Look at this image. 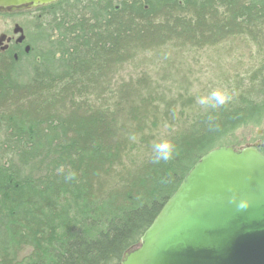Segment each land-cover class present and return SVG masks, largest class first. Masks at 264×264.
Masks as SVG:
<instances>
[{
    "label": "trees",
    "instance_id": "obj_1",
    "mask_svg": "<svg viewBox=\"0 0 264 264\" xmlns=\"http://www.w3.org/2000/svg\"><path fill=\"white\" fill-rule=\"evenodd\" d=\"M35 12L22 45L0 49V264H120L203 156L264 121V64L199 112L122 71L165 48L263 52L264 0H60L8 16ZM161 140L176 151L153 164Z\"/></svg>",
    "mask_w": 264,
    "mask_h": 264
},
{
    "label": "water",
    "instance_id": "obj_2",
    "mask_svg": "<svg viewBox=\"0 0 264 264\" xmlns=\"http://www.w3.org/2000/svg\"><path fill=\"white\" fill-rule=\"evenodd\" d=\"M58 1L0 0V13ZM234 193L252 201L246 212L229 203ZM121 264H264V154L225 146L203 156Z\"/></svg>",
    "mask_w": 264,
    "mask_h": 264
},
{
    "label": "rangeland",
    "instance_id": "obj_3",
    "mask_svg": "<svg viewBox=\"0 0 264 264\" xmlns=\"http://www.w3.org/2000/svg\"><path fill=\"white\" fill-rule=\"evenodd\" d=\"M5 14H0V42L3 46L8 43L9 37L21 36V33L15 34L14 30L21 24L28 27L37 12L13 17ZM263 64L264 50L259 52L244 39H233L215 48H165L143 55L126 65L121 78L128 81L149 74L167 98L192 96L195 99L194 110L199 112L210 106L199 104L198 98L216 89L232 93L240 85L244 86L249 74ZM236 138L240 148L264 140V121L261 128L243 127Z\"/></svg>",
    "mask_w": 264,
    "mask_h": 264
},
{
    "label": "clouds",
    "instance_id": "obj_4",
    "mask_svg": "<svg viewBox=\"0 0 264 264\" xmlns=\"http://www.w3.org/2000/svg\"><path fill=\"white\" fill-rule=\"evenodd\" d=\"M232 96L227 90L216 89L209 95L198 98L197 102L201 105L210 106L212 108L221 107L230 102ZM212 118L210 117V120ZM135 140V137H131ZM176 151V146L170 140H161L154 142L152 145V163L160 164L161 162H168L173 159ZM75 173L71 174L69 178H73ZM229 203L234 206V209L238 213L246 212L251 206L252 201L246 197H241L238 194H232L229 198Z\"/></svg>",
    "mask_w": 264,
    "mask_h": 264
},
{
    "label": "flooded vegetation",
    "instance_id": "obj_5",
    "mask_svg": "<svg viewBox=\"0 0 264 264\" xmlns=\"http://www.w3.org/2000/svg\"><path fill=\"white\" fill-rule=\"evenodd\" d=\"M30 11H33V10H30ZM0 14H2V13H0ZM4 14L5 13H3V15ZM5 15H10V13H7ZM20 37L21 36H18L17 37V35H16V37L15 36L14 37H9V39H7V42L8 43L5 46L1 45L0 46V49L1 50L2 49H5V48L9 49V47L11 45H15V46L17 45L18 47L21 46L22 44L17 42ZM252 146L256 147L259 150V152H261L262 154H264V140H261V141H259V143H256V144H254ZM120 264H121V262H120Z\"/></svg>",
    "mask_w": 264,
    "mask_h": 264
}]
</instances>
